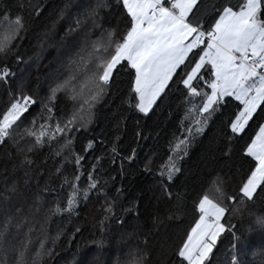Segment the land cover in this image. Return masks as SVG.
Returning a JSON list of instances; mask_svg holds the SVG:
<instances>
[{"label": "snow or ice", "instance_id": "6c2138e0", "mask_svg": "<svg viewBox=\"0 0 264 264\" xmlns=\"http://www.w3.org/2000/svg\"><path fill=\"white\" fill-rule=\"evenodd\" d=\"M43 7L39 0H10L0 8V87L7 91V104L0 110V145L10 142L8 155L13 159L11 171L0 172V264H43L53 254L48 242L54 245L60 235H49L48 222L53 216L78 215L81 204L93 195L106 205L98 221L101 232L106 220L122 223L114 214L122 189L116 187L109 195L115 177L102 179L99 174L105 171V157H95L85 181V157L74 147L76 136L88 132L97 105L105 100L121 69L130 77L125 102L144 116L170 91L182 97L179 134L173 133L167 156L154 172L157 203L166 201L164 213L152 217L156 228L165 220H179L187 211L189 194L172 185L178 174H184L185 160L216 118L226 117L222 121L223 139L229 145V151L223 153L226 157L256 125L254 134L237 149L247 163L241 180L228 191L220 173L210 177L193 198L194 223L170 255L173 264H213L218 240L231 233L233 251L227 264H264V241L251 251V257L258 259H250L253 246H245L235 226L227 222L247 214L264 229V209L251 207L264 193V0H75L71 6L74 14L59 38V49L68 53L63 71L49 82L44 97H36L26 91L23 76L16 78L9 59L14 58L21 72L33 59L20 52V41ZM68 7L60 10L58 19L64 18ZM55 28L54 21L40 40L39 51ZM39 51L34 54L36 63ZM61 95L72 103L67 115L63 111L56 114ZM38 99L39 111L25 123L24 115ZM214 135L219 137V133ZM141 136L137 131L136 138ZM118 140L116 136L110 143L101 140L100 144L113 165L120 160V174L124 175L123 162H135L137 150L121 155ZM45 147L46 158H60L55 168L61 177L60 190L49 184L33 185V157ZM93 147L94 140L88 139L83 152ZM153 156L143 161L146 173H153ZM65 163L74 164V169L66 172ZM134 208L133 204L123 211ZM96 246L101 248L103 239ZM86 257L87 253L82 254L76 264H87ZM149 257L148 251L138 247L133 259L123 264H148Z\"/></svg>", "mask_w": 264, "mask_h": 264}, {"label": "trees", "instance_id": "16d2710c", "mask_svg": "<svg viewBox=\"0 0 264 264\" xmlns=\"http://www.w3.org/2000/svg\"><path fill=\"white\" fill-rule=\"evenodd\" d=\"M35 3L36 0H33ZM44 5L38 18H33L29 25V30L25 38L20 41V52L25 58L33 57L27 65L23 67V72L16 66L14 58L9 59V64L17 73V79H26V91L36 97H44L47 93L49 82L63 71V64L66 63L68 53L59 49V38L63 34L64 28L70 22V15L74 14L71 7L75 0H39ZM10 0H0V8L5 7ZM65 9L63 19H58V13ZM56 28L49 35V40L43 51L40 49V40L46 29L51 28L53 22ZM116 23L115 20L112 21ZM39 51V63H36L34 54ZM65 61V62H64ZM33 62V67L28 68ZM2 66V65H0ZM128 72L124 69L117 74L111 89L107 93L104 101L96 108L93 123L89 125L87 133L83 131L78 134L74 141L75 149L85 157L82 161V171L85 173L84 180L87 179V171L91 164L95 162V157L100 155L105 158L102 167L105 171L100 172V177H115L114 184L108 189L109 195L115 193V188L120 187L123 195L114 209L116 217L122 219V223L115 220H106L105 231L101 232L99 219L103 216V208L100 199L95 195L91 196L86 204H81L78 215L63 218L53 216L47 224L50 236L59 238L54 245L48 242L53 248L50 258H45L43 264H76L82 254L87 253V264H118V262L130 261L134 257L135 249L144 248L150 253L148 264H173L171 250L186 235L187 229L194 223L192 212V201L196 193L206 186L211 176L220 173L226 182L228 191H232L241 180L244 169L247 167L246 161L241 159L242 153L237 149L254 134L256 127L253 124L244 137L231 147L230 154L226 157L223 153L229 151V145L223 139L224 125L222 121L225 116H218L213 126L207 130L205 136L197 143L191 151L190 156L185 160L184 174H178L176 182L172 185L174 190H186L189 194L188 208L179 220L173 218L171 221L165 220L156 228L152 224V217L157 213H164L166 201L157 203L156 197L159 189L156 185L158 179L155 175L156 166L167 156V146L173 133L179 134V120L183 115L182 97L176 91H170L167 96L160 100L147 116L129 108L125 102L129 94ZM15 81H13V88ZM175 87V86H173ZM7 104V91L0 87V110ZM72 103L63 95L56 102V114L64 115L71 110ZM40 109L39 99L28 113L24 115L27 123ZM259 119V118H258ZM119 125V127H117ZM140 131L142 136L136 138V132ZM219 133V137L214 135ZM119 136L118 151L121 155L131 153L133 148L137 150L135 162L124 161V175H121L120 160L117 159L115 165L105 156L100 144L101 140L108 143L113 138ZM147 137V139H145ZM88 139L94 140V147L88 152H83V146ZM10 142L0 145V172L4 169L11 171L13 159L9 157ZM14 151V150H13ZM47 147L34 155L35 165L32 169L33 185L38 182L41 187L49 184L51 188L60 190L61 177L55 173V168L60 164V158H46ZM153 154H155L153 156ZM153 156L155 161L153 173H146L143 170V161ZM66 172L74 169L65 163L63 166ZM99 172V169H97ZM21 173H17L20 175ZM64 200L67 198V189L63 190ZM264 193L257 196L256 204L251 206L257 211L264 209ZM135 205L133 211L125 212L124 209ZM234 225V230L238 236L245 241V246L252 245L251 251L264 241V229L255 223L253 216L232 217L227 221ZM80 231L77 232L76 229ZM149 229H154L149 233ZM147 234V236H146ZM145 238L147 243L145 244ZM103 239V246L97 248L96 241ZM231 233H224L218 240V248L212 257L213 264H227L233 251ZM91 255V256H89Z\"/></svg>", "mask_w": 264, "mask_h": 264}, {"label": "rangeland", "instance_id": "374dc122", "mask_svg": "<svg viewBox=\"0 0 264 264\" xmlns=\"http://www.w3.org/2000/svg\"><path fill=\"white\" fill-rule=\"evenodd\" d=\"M62 51V50H61ZM65 59H66V57H64ZM65 62V61H64ZM33 62H31L30 64H29V66H28V68L30 69V68H32L33 67ZM89 256H91V255H89Z\"/></svg>", "mask_w": 264, "mask_h": 264}]
</instances>
